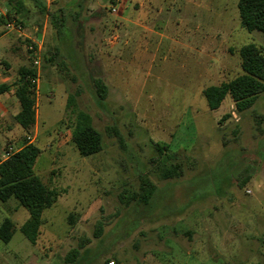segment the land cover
<instances>
[{
	"label": "rangeland",
	"instance_id": "obj_1",
	"mask_svg": "<svg viewBox=\"0 0 264 264\" xmlns=\"http://www.w3.org/2000/svg\"><path fill=\"white\" fill-rule=\"evenodd\" d=\"M238 1L39 0L69 19L78 14L66 39L35 0H23L24 35L12 34L0 65L14 54L35 68L27 46L41 45L37 121L27 132L42 151L35 173L61 194L43 212L36 244L20 231L28 210L14 197L0 201V224H16L8 243L0 239V264H264V92L242 112L230 95L210 110L203 95L243 72L242 45L264 52V34L241 25ZM0 6L6 23L14 7ZM54 46L60 55L50 65L43 54ZM97 78L108 88L103 101ZM70 94L102 134L92 156L72 141ZM10 121L0 125L12 129ZM160 140L183 162L181 176H160ZM141 176L156 184L146 203L130 199Z\"/></svg>",
	"mask_w": 264,
	"mask_h": 264
},
{
	"label": "trees",
	"instance_id": "obj_2",
	"mask_svg": "<svg viewBox=\"0 0 264 264\" xmlns=\"http://www.w3.org/2000/svg\"><path fill=\"white\" fill-rule=\"evenodd\" d=\"M35 1L41 11L48 13L57 35L60 38L66 35L68 39L70 31L68 21L71 20L74 25H78L80 22L78 14H73L69 19L63 9H60L59 13L50 12L39 0ZM9 2L15 10V16L9 20H15L18 23L25 9L24 2L23 0H9ZM238 9L241 25L246 30L259 31L264 34V0H239ZM0 23H5L3 16H0ZM59 55L58 46H54L53 49L44 52V62L54 65ZM239 56L243 70L240 75L203 89V95L210 110L218 109L225 97L230 95L236 109L242 112L251 108L260 94L264 92V52L262 48L255 43L244 44L239 49ZM36 76V68L24 65L18 69L17 80L14 83V93L21 108L14 118L25 131H29L36 123V84L32 82ZM95 84L97 96L103 101L107 97V85L100 78L95 79ZM11 89L10 84H0V94ZM67 109H70L74 116L71 136L80 155L88 157L100 152L103 149L102 134L93 125L91 115L76 107L73 94L68 96ZM154 147L158 158L164 162L159 172L160 176L163 179L181 176L184 172L183 162L175 161L176 154L171 150L170 144L160 140L154 143ZM41 152L38 145L29 142L26 138L24 145L17 152L0 163V201L7 202L14 197L21 206L28 210L29 217L20 226V231L33 244L37 243L41 232L43 212L52 207L61 194L60 190L46 184L34 171L35 162ZM253 171L254 166L249 165L242 170L241 175H245V180H247ZM155 190L156 184L149 177L141 176L139 190L132 192L130 199L146 203ZM15 231L14 221L6 217L0 224V239L8 243ZM77 255L78 251L74 249L66 260L73 262Z\"/></svg>",
	"mask_w": 264,
	"mask_h": 264
},
{
	"label": "crops",
	"instance_id": "obj_3",
	"mask_svg": "<svg viewBox=\"0 0 264 264\" xmlns=\"http://www.w3.org/2000/svg\"><path fill=\"white\" fill-rule=\"evenodd\" d=\"M6 30V31H4ZM17 33L14 30H8L5 27V23L2 25L0 23V52L4 51L8 54L12 52V34ZM18 34V33H17ZM11 58L14 60L13 64H5V68L0 65V84L7 83L10 84L12 89L3 94H0V124H6L11 122V119L15 120V115L20 111V103L17 96L14 93V83L16 82L17 72L21 66L27 65L23 62V58L14 56L12 54ZM228 96V95H227ZM227 96L225 99H227ZM224 99V100H225ZM37 110V108H36ZM37 121V117H36ZM28 135V132L25 131L16 121L12 129H5L0 125V155L2 154L4 147L7 142L18 145L16 140ZM26 137V136H25ZM26 138L24 139L25 142ZM24 142L19 144L17 147L20 149ZM13 220V219H12ZM15 223V222H14ZM16 225V224H15ZM264 237V233L261 235Z\"/></svg>",
	"mask_w": 264,
	"mask_h": 264
},
{
	"label": "built area",
	"instance_id": "obj_4",
	"mask_svg": "<svg viewBox=\"0 0 264 264\" xmlns=\"http://www.w3.org/2000/svg\"><path fill=\"white\" fill-rule=\"evenodd\" d=\"M113 10L115 11L116 8L113 7ZM7 12H8L7 8H2L0 6V15L6 16ZM5 27L8 30H14L15 32L18 33L19 36L24 35L22 31V26L18 25L15 21L7 20L5 23ZM27 50L29 52V55L32 57V61L35 68L37 69V76L34 79H32V82L36 84V90H37L38 79H39L38 69L41 66V45L33 41L32 43L28 44ZM27 139L29 142L33 141L31 139V136L29 135H27ZM18 150L19 148H17L14 144L7 145L6 148H4L2 154L0 155V163L8 159L13 153L17 152ZM109 264H114V262L111 261L109 262Z\"/></svg>",
	"mask_w": 264,
	"mask_h": 264
}]
</instances>
